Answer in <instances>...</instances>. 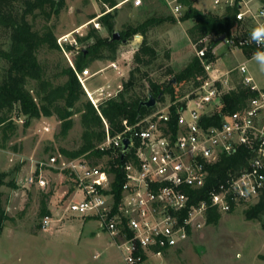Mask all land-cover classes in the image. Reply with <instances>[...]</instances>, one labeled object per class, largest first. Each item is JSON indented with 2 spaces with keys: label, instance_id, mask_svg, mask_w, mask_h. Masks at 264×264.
I'll list each match as a JSON object with an SVG mask.
<instances>
[{
  "label": "built area",
  "instance_id": "1",
  "mask_svg": "<svg viewBox=\"0 0 264 264\" xmlns=\"http://www.w3.org/2000/svg\"><path fill=\"white\" fill-rule=\"evenodd\" d=\"M163 1L178 17L188 9L185 0ZM212 2L222 11L238 6L236 18L252 24L248 35L235 33L226 37V43L241 49L255 45L264 51V33L256 39L252 36L256 27L264 25V0ZM196 54L208 77L180 99L142 114L116 134L110 132L104 119L105 138L97 146L103 152L101 162L92 164L84 157L52 153L35 162L36 171L27 179L31 185L44 187V168L66 172L74 183L65 211L97 218L111 243L119 248L125 264H153V257L163 258L167 251L208 224L211 208L221 214L232 211L258 199L264 189V87H257L253 77L246 75V62L225 74L214 75L212 63L204 57L206 47L196 48ZM71 64L74 66L72 61ZM110 66L118 69L115 62ZM98 72L89 68L76 70L96 107L122 88L120 84L117 89H110L107 83L90 90L86 81ZM241 78L258 93L238 108L222 113L217 121L224 94L235 89L236 80ZM173 104L176 109H172ZM44 128L49 130V126ZM126 137L130 142L124 150ZM233 155H238L239 161L210 186L208 199L200 198V190L213 176V166L223 156ZM117 158L122 160L124 176L120 193L114 187L116 172L111 170L117 163L109 164L110 159ZM79 191L83 197L74 201ZM52 222L51 217L46 218L43 227L46 229ZM94 256L99 257L100 253Z\"/></svg>",
  "mask_w": 264,
  "mask_h": 264
},
{
  "label": "rangeland",
  "instance_id": "2",
  "mask_svg": "<svg viewBox=\"0 0 264 264\" xmlns=\"http://www.w3.org/2000/svg\"><path fill=\"white\" fill-rule=\"evenodd\" d=\"M61 1V11L49 21L58 36L61 50L44 47L39 53L40 59L48 62L50 67L59 61L71 64L76 49L81 45L77 36L86 35L92 27L100 29L103 35L108 34L101 29L97 17L90 18L101 14L103 6L100 0ZM191 5L201 10L222 12V9L214 7L212 0H194ZM150 17L159 18L147 35L159 53L158 63H162V67H155L151 75H161L167 65L180 71L196 54L188 35V28L193 22L190 18L175 16L163 0H141L138 4L135 0L121 1L117 9L116 31L136 26ZM38 23L43 24L44 20ZM143 38V34L136 33L122 43L114 60L98 59L87 66L91 71L101 70L87 79L88 88L93 90L107 83L110 89L122 86L135 63L134 51ZM209 39L207 37L205 42ZM67 45L74 47L68 49ZM167 50L170 51V58L165 57ZM212 53L213 58L207 60L212 63V74H225L246 62V75L253 77L257 87H264V71L254 52H244L222 40ZM111 62H115L118 69L109 66ZM193 88L194 82L186 81L180 91L188 92ZM170 101V97L166 96L157 102L156 107L161 108ZM14 120L18 124L17 131L9 146L0 148V172H4L6 182L2 185V200L10 217L0 232V264H124L122 253L111 243L110 235L100 227L97 218L65 211L67 195L74 183L66 172L47 167L43 169L46 186L27 182L30 173L36 171L37 160L60 152V147L73 148L77 145L81 131L79 115L74 116V125L66 135L59 133L60 122L55 116L32 118L28 124L23 116L15 115ZM44 126H49V130ZM13 145H17L16 149ZM82 197L79 191L73 200L79 201ZM42 199L46 200L50 215L42 216ZM257 200L222 213L217 220L205 224L178 247L167 251L163 258L153 257V264H264V214L249 218L245 213ZM50 217L53 222L45 229L44 220ZM97 251H100V256L95 258L93 255Z\"/></svg>",
  "mask_w": 264,
  "mask_h": 264
},
{
  "label": "trees",
  "instance_id": "3",
  "mask_svg": "<svg viewBox=\"0 0 264 264\" xmlns=\"http://www.w3.org/2000/svg\"><path fill=\"white\" fill-rule=\"evenodd\" d=\"M123 0H100L101 14L97 17L101 29L108 34L103 35L100 29L92 27L84 36H77L81 45L73 55V64H62L60 61L54 67L43 62L39 53L44 47L51 50H61L58 36L49 21L53 15H58L62 9L61 0H0V148H7L12 136L16 133L18 124L14 116H23L28 124L30 119L55 116L59 122V133L66 135L74 125V116L79 115L81 127L78 143L73 148L60 147V152L68 158L84 157L92 164L102 161L103 152L98 144L105 138V122L110 132L116 134L122 131L127 124L135 122L142 114L150 112L154 107L140 106L141 101L148 99L149 94L157 97L162 93L160 100L170 97L176 101L187 92L180 91L186 81H193L197 86L204 81L208 74L202 59L195 54L180 70L176 71L167 65L160 73L153 77L151 71L155 67H162L158 63L159 53L156 47L148 40V31L157 24L159 18L150 17L136 26H128L120 31V38L113 39L116 31V15L118 4ZM188 9L182 19L190 18L193 24L188 28V35L196 48L206 47L205 59L213 58L212 49L220 42L219 35L225 33L232 36L235 33L248 35L252 24L249 21H239L236 18L238 6L227 7L222 12L201 10L192 6L194 0H185ZM105 6H108L106 8ZM44 20L43 24L38 21ZM40 25L37 27V25ZM144 35L143 41L134 51V65L124 80L121 90L113 97H109L96 107L87 95L79 80L76 70L82 71L93 61L110 58L114 60L122 43L127 42L134 34ZM210 37L205 43L202 39ZM68 49L73 45H67ZM246 52L254 54L262 52L255 45L244 47ZM170 58V51L165 52ZM55 69V70H53ZM53 70V73L51 72ZM166 77V79H163ZM175 77L173 83L170 79ZM58 78H63L57 81ZM235 89L223 96V104L217 113V121L224 112L234 110L258 92L237 79ZM182 105L183 102H178ZM176 109V104L172 105ZM17 145H13L16 149ZM239 161L238 155L223 156L213 166V176L208 184L200 190V198L208 199L210 186L222 179L231 167ZM117 163L112 167L116 172L114 187L120 193V185L124 179L120 158L110 159L109 164ZM4 172H0V232L5 221L9 219L3 205L2 185L5 184ZM12 185H15L12 182ZM118 195V194H117ZM42 216L50 215L45 199H42ZM249 218H258L264 214V189L258 200L246 209ZM221 216L216 209L211 208L208 223H212ZM264 227V220H263Z\"/></svg>",
  "mask_w": 264,
  "mask_h": 264
},
{
  "label": "water",
  "instance_id": "4",
  "mask_svg": "<svg viewBox=\"0 0 264 264\" xmlns=\"http://www.w3.org/2000/svg\"><path fill=\"white\" fill-rule=\"evenodd\" d=\"M226 37H227V35L225 33H222L221 35H219L218 40L219 41L225 40ZM119 38H120V32L115 31L113 33V39H119ZM175 80H176V78L172 77L170 79L169 83L171 84V83L175 82ZM161 97H162V93L159 94L157 97H155L152 94H149L148 99L141 101L140 106L145 105L147 107H154L157 104L158 100L161 99ZM129 142H130V139L128 137L123 139V143H124L123 149L124 150L127 149Z\"/></svg>",
  "mask_w": 264,
  "mask_h": 264
},
{
  "label": "clouds",
  "instance_id": "5",
  "mask_svg": "<svg viewBox=\"0 0 264 264\" xmlns=\"http://www.w3.org/2000/svg\"><path fill=\"white\" fill-rule=\"evenodd\" d=\"M264 33V25H260L253 30L252 36L254 39L261 36ZM257 60L261 63V70L264 71V53H257Z\"/></svg>",
  "mask_w": 264,
  "mask_h": 264
},
{
  "label": "crops",
  "instance_id": "6",
  "mask_svg": "<svg viewBox=\"0 0 264 264\" xmlns=\"http://www.w3.org/2000/svg\"><path fill=\"white\" fill-rule=\"evenodd\" d=\"M215 47H216V46H215ZM215 47H214V49H215ZM242 50L245 52V50H244V49H242ZM109 66H110V65H109ZM98 70H99V72L101 71L100 69H98ZM116 89H117V88H116ZM81 217H82V216H81ZM86 217H90V216H86ZM97 252H99V253H100V251H97ZM97 252H96V253H97ZM96 253H95V254H96ZM95 254H94V255H95ZM94 255H93V256H94ZM94 257H95V256H94ZM95 258H96V257H95ZM81 263H83V262H81ZM111 264H112V263H111ZM124 264H125V263H124Z\"/></svg>",
  "mask_w": 264,
  "mask_h": 264
}]
</instances>
